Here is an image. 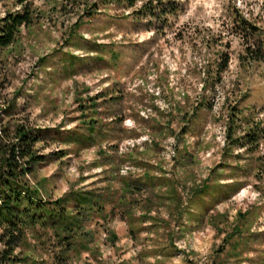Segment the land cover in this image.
I'll return each instance as SVG.
<instances>
[{
	"label": "rangeland",
	"instance_id": "obj_1",
	"mask_svg": "<svg viewBox=\"0 0 264 264\" xmlns=\"http://www.w3.org/2000/svg\"><path fill=\"white\" fill-rule=\"evenodd\" d=\"M171 1L150 16L0 0V19L35 16L0 51L6 99L44 156L26 179L42 201L89 191L103 206L75 207L69 238L25 230L21 264H264V0ZM258 45L262 61L245 57Z\"/></svg>",
	"mask_w": 264,
	"mask_h": 264
},
{
	"label": "trees",
	"instance_id": "obj_2",
	"mask_svg": "<svg viewBox=\"0 0 264 264\" xmlns=\"http://www.w3.org/2000/svg\"><path fill=\"white\" fill-rule=\"evenodd\" d=\"M103 1L123 4L128 8L140 4L139 9L150 16L157 13L172 14L178 10L171 0ZM22 4L23 1L20 2ZM34 18V11L27 4L19 11L6 13L0 19V51L11 46L20 29L29 26ZM235 21L244 31H249L251 39L255 37L257 30L252 24L243 19ZM245 57L262 61L261 45L256 49L247 46ZM4 79L0 81V264H21L22 259L15 254V248L24 238L25 230L38 224L53 229L59 238L65 235L69 238L74 229L80 228V223L76 222L72 213H79L73 210L75 207L100 211L103 206L95 193L89 191L79 193L74 202L67 199L46 202L40 199L38 189L30 186L26 179L44 161V156L39 155L35 148L39 138L26 120L18 118L22 112L16 103L18 94L6 99ZM90 124L87 127L92 130ZM206 189L203 182L193 190V195H203ZM68 203H71L72 214L68 212Z\"/></svg>",
	"mask_w": 264,
	"mask_h": 264
},
{
	"label": "crops",
	"instance_id": "obj_3",
	"mask_svg": "<svg viewBox=\"0 0 264 264\" xmlns=\"http://www.w3.org/2000/svg\"><path fill=\"white\" fill-rule=\"evenodd\" d=\"M143 178L145 179H148V181H150V178H148V176H146L145 174L142 176ZM153 177V176H151ZM157 177H160V176H157ZM162 178H164V176H161ZM137 179V178H136ZM153 180V182L155 183L156 182V177L155 178H151ZM138 181H143V180H138ZM165 182H169L168 180H165ZM172 185H175V182L173 183V180L171 181ZM125 184H124V188H125Z\"/></svg>",
	"mask_w": 264,
	"mask_h": 264
}]
</instances>
